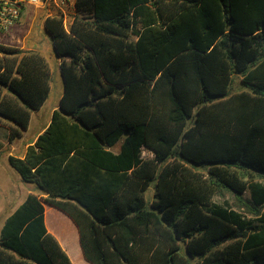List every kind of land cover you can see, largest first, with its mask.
I'll return each instance as SVG.
<instances>
[{"label": "trees", "instance_id": "16d2710c", "mask_svg": "<svg viewBox=\"0 0 264 264\" xmlns=\"http://www.w3.org/2000/svg\"><path fill=\"white\" fill-rule=\"evenodd\" d=\"M75 12L67 31L44 20L60 108L8 162L45 197L5 220L0 264H72L44 203L73 221L90 264H264V0H76ZM51 82L39 52L0 44L10 142ZM225 193L253 217L213 201Z\"/></svg>", "mask_w": 264, "mask_h": 264}, {"label": "rangeland", "instance_id": "374dc122", "mask_svg": "<svg viewBox=\"0 0 264 264\" xmlns=\"http://www.w3.org/2000/svg\"><path fill=\"white\" fill-rule=\"evenodd\" d=\"M53 9H49V11L38 9L35 7H28L23 12L22 15L15 26L7 31H0V44L5 46H11L15 48H23V49H31L39 52L43 58L46 60L51 73L53 83L51 85L50 94L48 99L42 106V108L38 112L32 113L31 122L27 133L24 135L25 139L32 138L42 127V125L46 124L50 120V112L53 108H56L59 103V97L62 94V82L60 75L58 74V60L55 58L52 51V42L49 36L44 31V19L47 15L53 14ZM57 15V14H56ZM242 90L240 85V78L234 77V81L232 84V93L239 92ZM14 127V125L8 121H5V125L0 128V131L5 135L8 134L7 127ZM1 156H0V168H1V177L2 179L10 178L6 174L7 171L13 174V178H17V173L10 168L5 158V154L9 150L6 139L1 141ZM16 145L20 144L19 140H16ZM119 147L117 144L113 150L116 151ZM144 158H151V154L144 151ZM11 171V172H10ZM12 180V179H11ZM13 185L15 186L14 182ZM26 190L32 191L34 194L39 193V189H37L34 185L24 184ZM154 182L150 184L148 189L145 192V200L147 203L153 201L154 198ZM244 199H249L248 191L243 196ZM213 201L216 204L222 205L226 203L232 209H236L241 212L246 218H252L253 216L247 213V211L243 208H238L234 202L232 195L225 193L224 195L214 197ZM50 209H54L49 207ZM56 210V209H55Z\"/></svg>", "mask_w": 264, "mask_h": 264}, {"label": "crops", "instance_id": "0c3cea01", "mask_svg": "<svg viewBox=\"0 0 264 264\" xmlns=\"http://www.w3.org/2000/svg\"><path fill=\"white\" fill-rule=\"evenodd\" d=\"M28 7H30V5L24 6L22 12ZM35 8L46 10V8H39V7H35ZM47 10L49 11V9H47ZM22 12H21V15H22ZM53 12H54L53 14H55V15L57 14L58 17H61L64 29L67 31L68 26H69L70 22L72 21L73 16L76 14L75 2H74V5L71 8L66 9L64 11V13H61L60 11H56V10H53ZM50 15H52V14H49L47 16H50ZM45 33L48 35V33L46 31H45ZM20 49L31 50L29 48L23 49L22 47ZM32 51H34V50H32ZM52 51H53L55 58L58 60V72H59L60 71L59 70L60 58H59L58 54H57V56L55 55L54 50H53V46H52ZM58 74L60 75V73H58ZM60 78H61V82H62V77L60 76ZM52 83H53V79H52L51 85H52ZM62 86H63V83H62ZM62 91H63V88H62ZM60 97H59V100H60ZM59 105H60V103H58V106H57L58 108H59ZM57 107L53 108L51 110L50 119H51L52 112L55 109H57ZM32 113H34V112H32ZM32 113H31V116H32ZM30 122H31V117H30V121H29V125H28L27 130L22 132V135L20 138L14 139L11 142L9 141V137H8L10 126L7 127V129H8L7 135H5L4 133H2L0 131V143L2 140L4 141L6 139L8 147H9V150L5 154V158L7 160L8 165H9V162H8L9 157H19V158L24 157L27 148L30 145H33V143L36 141L37 137L48 126L50 120L46 124L42 125L40 130L32 138L25 139L24 135L27 133V131L29 129ZM4 125H5V122L0 123V128ZM16 140H19L20 144L16 145L15 144ZM1 149H2V147L0 144V156L2 153ZM118 150H119V147L117 148L116 151H114L112 148V151L114 153H117ZM143 153H144V151H143ZM10 168H12V167L10 166ZM0 170H1V168H0ZM6 174L8 176H10V178L2 179L1 171H0V231L2 229V226L5 222V220L14 213V211L25 201L27 196H29L30 194H33V195H37L39 197H43V198L45 197L40 190H39V193H36V194H34L30 190H26L25 185H24L26 182H24L21 179V177L18 175V173H17L18 177L16 179L12 177L13 174L9 173V171H7ZM13 182H14L15 186L13 185ZM26 184H30V183H26ZM31 185H34V184H31ZM43 205H44L45 227H46L48 233H50L51 235H53L55 237V239L59 243L60 247L67 254L71 263L72 264H90L84 258L83 254H82L80 244H79L78 230H77V227L75 226V224L73 223V221L62 211H60V210H58V209H56V208H54V207H52L46 203H44ZM49 207L54 208V209H50ZM47 209H49L48 215L46 214ZM50 222H53V227H50V224H49Z\"/></svg>", "mask_w": 264, "mask_h": 264}, {"label": "built area", "instance_id": "2783aa9c", "mask_svg": "<svg viewBox=\"0 0 264 264\" xmlns=\"http://www.w3.org/2000/svg\"><path fill=\"white\" fill-rule=\"evenodd\" d=\"M74 2L75 0H0V31H7L15 26L26 5L64 13L74 5Z\"/></svg>", "mask_w": 264, "mask_h": 264}, {"label": "water", "instance_id": "95a60500", "mask_svg": "<svg viewBox=\"0 0 264 264\" xmlns=\"http://www.w3.org/2000/svg\"><path fill=\"white\" fill-rule=\"evenodd\" d=\"M52 46H53L54 53L57 56V52H56V48H55L54 44H52ZM59 108H60V105H59Z\"/></svg>", "mask_w": 264, "mask_h": 264}]
</instances>
